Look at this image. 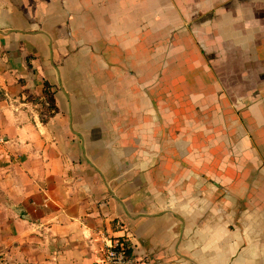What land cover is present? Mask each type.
<instances>
[{
  "label": "crops",
  "instance_id": "obj_1",
  "mask_svg": "<svg viewBox=\"0 0 264 264\" xmlns=\"http://www.w3.org/2000/svg\"><path fill=\"white\" fill-rule=\"evenodd\" d=\"M124 236L264 264V0H0V264Z\"/></svg>",
  "mask_w": 264,
  "mask_h": 264
},
{
  "label": "built area",
  "instance_id": "obj_2",
  "mask_svg": "<svg viewBox=\"0 0 264 264\" xmlns=\"http://www.w3.org/2000/svg\"><path fill=\"white\" fill-rule=\"evenodd\" d=\"M8 102L12 100L7 99ZM124 237L114 238L105 244L103 258L98 264H140L139 260L130 252L128 242Z\"/></svg>",
  "mask_w": 264,
  "mask_h": 264
},
{
  "label": "trees",
  "instance_id": "obj_3",
  "mask_svg": "<svg viewBox=\"0 0 264 264\" xmlns=\"http://www.w3.org/2000/svg\"><path fill=\"white\" fill-rule=\"evenodd\" d=\"M45 88L46 89L44 91L43 101H41L42 112L40 113L41 116H44L42 118L43 122H45L48 118L54 116L57 112L53 94L50 93L49 90H47V85Z\"/></svg>",
  "mask_w": 264,
  "mask_h": 264
}]
</instances>
